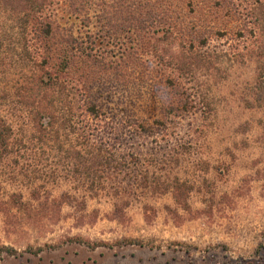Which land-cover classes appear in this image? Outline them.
<instances>
[{
    "label": "rangeland",
    "instance_id": "1",
    "mask_svg": "<svg viewBox=\"0 0 264 264\" xmlns=\"http://www.w3.org/2000/svg\"><path fill=\"white\" fill-rule=\"evenodd\" d=\"M51 1L43 18L65 23L67 0ZM116 1L134 24L127 32L134 37L128 53L150 72L137 64L134 74H149L154 81L134 85L132 76L131 82L116 77L115 87L105 89L112 95L110 106L120 108L124 100L129 114L140 120L160 117L166 105L179 103L180 96L165 86V79L176 75L177 61L182 82L195 93L192 102L181 98L184 107L189 100V114L164 125L168 137L135 140L159 152L151 174L168 185L155 192L132 188L126 179L115 192L107 181L104 190L92 194L69 175L64 152L40 148L30 157L3 155L0 144V264H264V80H259L264 0H103L107 18L117 15L111 8ZM3 4L0 114L22 138L34 130L24 107L29 69L21 50L22 21ZM140 12L157 22L143 31ZM197 30L198 37L211 34L207 45L190 43ZM155 39L161 40L164 62ZM38 43L31 39V50ZM192 47L207 62L187 67ZM123 60L132 61L127 52ZM130 66L123 64V71L130 72ZM81 73L80 65L73 66L65 79ZM146 166L141 161L108 171L140 175ZM176 177L190 186L188 207L173 195Z\"/></svg>",
    "mask_w": 264,
    "mask_h": 264
},
{
    "label": "trees",
    "instance_id": "2",
    "mask_svg": "<svg viewBox=\"0 0 264 264\" xmlns=\"http://www.w3.org/2000/svg\"><path fill=\"white\" fill-rule=\"evenodd\" d=\"M0 1L2 4L5 1L3 4L5 10L13 11L18 21H22L18 25V28L19 26L21 28L19 33L24 54L22 59L30 74L26 79L29 88L26 91L24 107L34 128L32 136L23 134L22 138H18L13 124L0 114V144L3 155L30 157L32 152L40 148L56 149L65 153L66 170L69 175L92 194L104 190L107 181H112L115 192H120L126 179L132 188L142 186L155 192H162L168 185L166 180H162L161 175L151 174L150 170V166L158 162L159 152L149 147L142 148L139 143L135 144V140L145 135L152 137V140L164 139L169 136L164 131V125L189 114L190 110L186 108L189 100L192 102L195 93L182 82L183 66L177 61L178 67L173 70L176 75L165 79L166 89L180 96L179 103L166 105L161 116L151 122L146 119L140 120L129 114L130 110L126 108L124 100L121 104L118 102L120 108L110 106L111 92H105L108 86L115 87L112 83L118 76L122 81H130L128 76H132L135 79L133 82L138 81L134 85L140 82H143V85L150 84L154 81L149 74H134L137 64L146 71L149 69L145 63L139 62L128 53L130 49L128 45L134 37L127 32L134 24L132 25L130 14L127 16L119 11L117 1L111 4V8L117 9V15L107 18L110 14L102 11L103 0H93V5H89L88 0H67L66 22L56 20V25L51 20L46 21L43 18L47 0ZM142 12L139 13L138 20L144 31L151 23L157 21L155 17L151 19V15ZM117 20H120V23ZM198 32L200 31L197 30L196 35L191 36L190 43L207 45L211 34L198 37ZM28 33H32L31 38ZM213 33L219 31L216 29ZM31 39L39 42L34 51L30 48ZM160 41L155 39L153 47L160 54V61L164 62L165 57L160 53ZM191 49L195 52L191 53L187 67L197 60L207 62L204 54L198 55L196 48ZM126 52L132 60L130 63L123 60ZM261 54L264 61V47ZM123 64L126 67L127 64H132L131 71L125 73ZM77 65L82 69L79 78L66 80L67 72ZM96 68L104 69L106 74L99 73L101 71ZM259 78L264 80V62L260 66ZM182 97L189 99H185V107V102L182 104ZM125 147H128V150H125ZM141 161L147 163V166L145 172L140 175L134 173L119 177L108 171L110 169L112 172L119 169L121 171L122 167H129L132 163L135 165ZM163 185L165 186L162 187ZM171 187L175 199L188 207L190 186L176 177ZM129 241L142 243L140 239ZM5 247L9 252L16 251L10 246Z\"/></svg>",
    "mask_w": 264,
    "mask_h": 264
}]
</instances>
